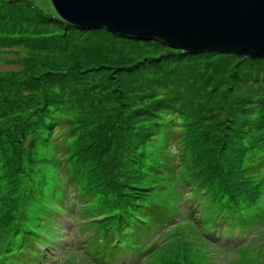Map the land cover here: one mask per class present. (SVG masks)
Here are the masks:
<instances>
[{
  "label": "rangeland",
  "instance_id": "374dc122",
  "mask_svg": "<svg viewBox=\"0 0 264 264\" xmlns=\"http://www.w3.org/2000/svg\"><path fill=\"white\" fill-rule=\"evenodd\" d=\"M53 15L49 0H0V241L9 238L8 222L22 208L36 212L45 204L55 214L61 211L63 186L69 198L83 201L91 211L100 206L101 195L87 193L84 180L79 191L72 180L62 183L68 180L55 164V152L67 161L68 172L76 179L82 165L75 151L83 152L99 188L128 196L139 182L157 179L149 169L164 164L159 152L162 134L169 164L170 159L179 163L180 154L181 164L190 169L197 152L202 172L237 189L235 194H241L237 199L246 204L249 217L263 211L264 188L263 198L255 203L248 191H238L244 185L234 159L242 144L264 138V58L213 51L182 54L156 40L115 36L103 29L75 32L63 21L46 20ZM158 108L162 111L157 120L174 128L155 133L140 147L135 136L152 122L151 112ZM179 138H185L188 147H181ZM135 170L142 175L138 180ZM180 176L164 173L162 194L154 201L171 208ZM156 192L152 188L150 197ZM79 209L80 205L77 213ZM62 215L57 220L69 230L72 218ZM262 220L253 219L241 231L227 225L219 244L203 238L192 225L196 222L182 221L175 230L187 236L173 243L177 237L160 232L158 249L140 262L264 264ZM222 221L225 226L224 217ZM95 224L78 222V232L71 233L76 247L63 254L65 264H97L93 248L103 235ZM244 233L248 241L241 239Z\"/></svg>",
  "mask_w": 264,
  "mask_h": 264
},
{
  "label": "trees",
  "instance_id": "16d2710c",
  "mask_svg": "<svg viewBox=\"0 0 264 264\" xmlns=\"http://www.w3.org/2000/svg\"><path fill=\"white\" fill-rule=\"evenodd\" d=\"M3 1L6 3H11L7 0ZM52 17L53 19L47 17L46 20L53 22L63 21L57 15H53ZM63 22L66 25V28L74 30L75 32L78 30L90 31L101 29L109 32L104 28L83 29L75 27L69 23H66L65 21ZM112 35L120 36L116 34ZM156 41L158 42V40ZM159 43L164 44L161 41H159ZM180 52L182 54H197L184 53L181 50ZM161 111L162 109L159 108L157 109V111L153 110L151 113L155 114V117L152 119V122L144 124L143 129L140 132L141 134L139 136L138 134L135 136V141L138 138L137 145H139L140 147H142L148 140H152L151 138L154 137L155 133H159L162 130H169L170 128H174V124H171L169 128H166V126H164L157 120V118L159 117L158 113H161ZM54 124L57 125L58 123L54 122ZM48 129H51V125L48 127ZM183 134L185 135V137L189 136V132H184ZM161 137L163 139L162 144L159 148V152L163 157L164 164H160L157 167L151 166L149 169L152 175L157 176V180L149 183H140L138 181L139 184L137 183L138 185H134L136 187V190L138 191L135 190L134 194L131 193L128 196L125 193L119 195V192H117L116 190H114L113 194H109V192L105 193L101 188H99V185L96 182L97 180L93 175V171L88 166L87 157L83 154V152L75 151L78 155L74 153L75 155L79 156L80 163L82 165V173H79L81 177H77L78 179L75 178V175L69 174L68 166L66 164L67 161L60 159L59 154L55 152L57 154V162L55 164L58 166V168H60L61 171H63V175H65L66 179L68 180H62V183L68 185V183L72 180L77 188L82 179L85 182L87 193L90 192L92 197H95V195H101V197L98 198L100 206H97L94 211H91L90 206H82L83 201H77L76 206L78 209L80 205L78 213L79 217L82 219H87V224L96 223L95 227L97 228V232L103 235L106 241L107 248H110L112 240L116 237L118 239L120 238L121 240H125L129 232L130 239L134 233L139 237L144 235L141 239H137L136 236L133 237V246L131 248V252H133V255L129 252V256L131 255L137 257V259H140V261L144 259L145 261L146 258H148L156 249H158L161 238L156 239V236L160 232L167 231V233H171L170 239H174L175 237H177L173 243H176L179 237L183 235L187 236L188 233H184V231H176L173 226L168 227V224H166V226H163V222L165 221V219L168 218L169 215H171L169 213L170 207L169 205H163L159 202L154 201L158 199L162 194V189H158L160 188L158 186V183L163 180V174L165 172L169 173L174 171L177 172V174H179L180 176V174L184 173V171L186 170V173H184L185 176H180L179 179H176L182 183L181 196L186 197L188 200V202H186L188 204L186 213H190L193 216L194 221L197 219L198 215L196 214L197 212L195 211V209H193V206L202 211L203 205L201 201H203V203L207 205H204V207H206L207 209L206 211L203 210L204 215L212 216L216 214L215 217L217 218L218 214H226V217L234 221V224H236L238 227H242V224L246 219L255 220L258 218H263V212L255 213L251 217L248 216L246 204H244L243 201L239 202V200L237 199V197L241 195L235 194V192H237V189H230V186L227 185L228 183H226L224 180L216 179L215 175L204 174L202 172L200 156L197 152L196 155L195 153L193 154V164L190 169H186L185 166L181 164L182 161L180 160V154L177 155L179 157V163H174L173 159H170L172 164H169L167 162V158L170 155V151L166 148V135L162 134ZM178 140L181 144V147L183 146L186 148L187 143L185 138H179ZM239 152L240 153L238 154V157L234 159V162L236 166V172L238 173L239 178H241V182H243L244 187L243 189L241 188L238 191H243L242 194L248 191L251 203H255L257 198L261 197L258 189V186L260 187L259 177L264 176L263 136L259 137L256 140L250 141L249 144H242V146H240L239 148ZM67 153L68 151L66 150V154ZM173 164L176 165L172 166ZM183 168H185L184 171ZM134 172L137 180L142 177V175L139 172H136V170ZM188 173L191 175V177L186 176ZM143 174L145 173L143 172ZM181 178L183 179V181L181 180ZM72 181L70 182V184H72ZM248 185H250L253 192L250 191L249 187V190L247 189ZM152 188L157 190V192L153 197H150V195H152L150 194ZM60 191L63 207L61 208L62 210L57 212L56 214L51 211L52 207H50V205L47 207L44 204L42 206L43 209L36 212H30L27 208H22L17 213L16 217L9 220L8 225L10 236L9 238H7V240H4L5 237H3L0 241V264H7L8 262L12 263L15 259H18V261L23 260V262L27 263L28 259H24L22 254L25 250L31 247L35 240H44L43 243H48L50 241L51 238L49 233L53 232V229H55V223L59 224L57 217L63 214L65 209L67 211H70L68 205L64 203V199H68V195L70 194L68 192V188L63 186ZM74 191L75 190H72V193H74ZM190 193H193L194 195H190ZM81 195L83 197L88 196V194H84V192ZM88 197L90 198V196ZM130 198L132 199L130 200ZM55 205H57V203ZM127 205H129V207ZM58 206L60 205L58 204ZM100 207L103 209L106 207L108 208V210H103ZM196 224V229L200 230V235L203 238H206L207 235H204L203 231L201 230L200 224ZM76 226H78L77 221ZM173 231H175L174 234H172ZM140 261L133 264H142Z\"/></svg>",
  "mask_w": 264,
  "mask_h": 264
},
{
  "label": "water",
  "instance_id": "95a60500",
  "mask_svg": "<svg viewBox=\"0 0 264 264\" xmlns=\"http://www.w3.org/2000/svg\"><path fill=\"white\" fill-rule=\"evenodd\" d=\"M9 2L18 0H7ZM56 15L83 29L158 40L184 53L264 58V0H49Z\"/></svg>",
  "mask_w": 264,
  "mask_h": 264
}]
</instances>
